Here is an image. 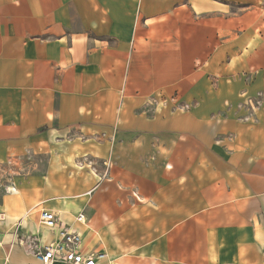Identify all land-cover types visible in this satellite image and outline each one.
<instances>
[{"label":"crops","instance_id":"0c3cea01","mask_svg":"<svg viewBox=\"0 0 264 264\" xmlns=\"http://www.w3.org/2000/svg\"><path fill=\"white\" fill-rule=\"evenodd\" d=\"M41 210L96 264H264V0H0V264Z\"/></svg>","mask_w":264,"mask_h":264},{"label":"built area","instance_id":"2783aa9c","mask_svg":"<svg viewBox=\"0 0 264 264\" xmlns=\"http://www.w3.org/2000/svg\"><path fill=\"white\" fill-rule=\"evenodd\" d=\"M13 191L14 189H11V192ZM38 220L40 226L49 231L59 230L58 240L47 245H40L35 241L33 245L31 241L19 242L39 264H96L97 261L106 259L105 254L83 253L80 236L63 227L54 213L41 210ZM77 221L82 222L83 216L79 215Z\"/></svg>","mask_w":264,"mask_h":264},{"label":"rangeland","instance_id":"374dc122","mask_svg":"<svg viewBox=\"0 0 264 264\" xmlns=\"http://www.w3.org/2000/svg\"><path fill=\"white\" fill-rule=\"evenodd\" d=\"M33 264H35V262Z\"/></svg>","mask_w":264,"mask_h":264}]
</instances>
